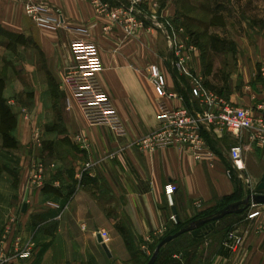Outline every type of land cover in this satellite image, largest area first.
I'll return each instance as SVG.
<instances>
[{
    "label": "crops",
    "instance_id": "crops-1",
    "mask_svg": "<svg viewBox=\"0 0 264 264\" xmlns=\"http://www.w3.org/2000/svg\"><path fill=\"white\" fill-rule=\"evenodd\" d=\"M94 1L46 0L62 17L54 29L25 13L26 3L42 0H0L1 106L9 112L5 133L0 117V244L11 256L17 242L32 247L28 258L14 257L9 264H136L132 253L144 250L140 240L166 232L172 206L182 219L184 213L210 210L220 199L236 202L245 198L236 180L245 189L264 175V143L249 131L204 129L213 160L196 159L185 146L135 144L160 127L164 98L151 76L154 64L176 108L204 109L192 94V80L199 77L205 88L262 114L264 0H99L109 8L104 12ZM122 3L132 6L140 22L131 35L110 17ZM74 38L87 41L127 137L91 125L74 100L65 82L74 66ZM183 42L195 50L179 68L176 52ZM239 145L242 169L230 154ZM39 162L45 166L42 185L32 177ZM168 183L177 187L173 204L165 194ZM246 217L229 224L244 233L242 248L256 255L254 264H264V230L256 231ZM100 230L109 233L112 257L98 240Z\"/></svg>",
    "mask_w": 264,
    "mask_h": 264
},
{
    "label": "built area",
    "instance_id": "built-area-1",
    "mask_svg": "<svg viewBox=\"0 0 264 264\" xmlns=\"http://www.w3.org/2000/svg\"><path fill=\"white\" fill-rule=\"evenodd\" d=\"M42 3L28 2L25 5V13L39 26L46 28H59L62 25L61 14L51 8L46 0ZM137 3L138 0H131ZM98 10L107 11L109 8L99 0L94 1ZM110 17L124 25L128 35L134 33L140 26L138 18L134 15V9L120 4V7L110 10ZM71 50L74 58V66L65 78L71 94L76 103L81 107L86 119L91 125L108 126L117 137H127L129 132L126 124L122 121L111 97L106 91L96 69L88 43L84 38H74L71 41ZM195 46H187L184 42L177 49L178 60L176 66L183 68L191 59ZM151 76L158 95L164 100L159 104L158 120L160 127L151 135L141 138L135 144L142 148L163 149L168 146H185L193 156L199 160H213L214 153L207 144L202 132L204 129L219 128L232 134L241 135L249 131L264 143V107L260 116L254 115L250 110L236 105L220 96L215 91L205 88L199 77L192 80V94L204 107L201 111L190 110L186 107H174L169 99L175 97L167 91V80L158 65L150 66ZM79 140L87 146V142L80 137ZM233 164L237 169H242L243 148L235 146L230 151ZM45 166L42 162L36 164L33 173V182L42 185L44 181ZM177 187L173 183L165 186V194L173 204V196ZM197 206L200 204L197 202ZM247 220L255 222L256 231L264 230V205H253L247 211ZM162 231L156 232L159 235ZM104 242L109 236L106 230H100ZM152 235L147 236L146 241H152ZM19 241V240H18ZM244 237L239 231L232 230L228 233L224 246L231 250L239 248ZM20 242V241H19ZM15 255L11 256L0 244V264H9L14 257L28 258L32 247L27 244L20 247L16 243ZM147 249V246H144Z\"/></svg>",
    "mask_w": 264,
    "mask_h": 264
},
{
    "label": "rangeland",
    "instance_id": "rangeland-1",
    "mask_svg": "<svg viewBox=\"0 0 264 264\" xmlns=\"http://www.w3.org/2000/svg\"><path fill=\"white\" fill-rule=\"evenodd\" d=\"M74 61V58H73ZM260 174H257L256 178L253 179V181H250V184H248L249 182H246L248 185L247 187L244 189L243 188V182H241L240 179L236 180L237 184H240V194L241 196L243 195L244 197H246L248 194L250 193H255L257 192V188L259 185V177ZM246 178L242 177V181L245 180ZM74 190H71L70 194H68V196L66 197V200H68V198L70 196H72V194ZM99 200H107L104 198H100ZM221 200H225V199H220V201L218 202V204L216 206H214L213 208H211L210 210L206 211V212H198V211H192L189 212L188 214L184 213L182 216V220L184 221L182 224L185 227H189L191 226L192 222L195 221L193 220L195 217H199L200 215L206 214V213H214L216 210L219 209L220 207V203ZM248 211V210H247ZM247 212L241 214V215H232L231 218H229L228 221H224L223 223H220L219 225V229L217 231V233L213 234L211 237H207L206 240L204 241V243L202 244L203 248H201L200 251L197 252V254L200 252L201 257H198V260H194V259H186L187 255H186V249H184V246L187 245V241H185L186 238H189V234H187L188 236H186L185 238H180L177 243L171 244L168 243L166 246H164L162 248V251H160L159 254V264H254L256 262V255H253L252 253L249 252L245 253L243 251V245H244V241L243 244L235 249V250H231L229 248H227L226 246H224V241L226 240V237L228 235V233L230 231H232L231 229L229 231L225 230V227L227 226V224H229L230 222H238L240 220H242L243 218H245ZM128 218V217H127ZM197 220V219H196ZM168 229L166 230V232L164 233L163 231L161 233H159V235L157 234H152V241H146L145 238H142L140 241V243H142V245L147 246V249L143 250L140 249L139 247V252L136 250L132 253V255L134 257H136L137 263L136 264H147L150 260V258L152 257L153 253L155 252L158 244L160 243V241L165 238L168 234H171L173 232H175L176 230H181L182 228H179L178 225L176 224L177 221H175V219H171L168 221ZM128 223V227L129 229H131V223L130 221L127 222ZM254 225V224H253ZM187 233H191V232H187ZM240 235L244 237V233L242 231H239ZM130 234V231H129ZM189 241V239H186ZM141 245V244H140ZM137 245H132L133 249H136ZM195 254V256L197 255Z\"/></svg>",
    "mask_w": 264,
    "mask_h": 264
},
{
    "label": "water",
    "instance_id": "water-1",
    "mask_svg": "<svg viewBox=\"0 0 264 264\" xmlns=\"http://www.w3.org/2000/svg\"><path fill=\"white\" fill-rule=\"evenodd\" d=\"M257 192L248 194L245 198L240 199L236 202L229 203L225 205L223 208L216 211L214 214L207 215L205 217H201L195 221L192 222L191 226L184 227L181 230L177 231L174 234L167 235L165 238L161 240V242L158 244L155 252L153 253L152 257L150 258L149 262L147 264H155L161 249L171 242L172 240L178 238L184 233L191 232L195 237L197 236H204L206 235L210 230H212L216 223L225 218L226 216L230 214H240L245 211H247L251 206L253 205H264V175L260 180V183L257 188ZM27 200H28V194H26L25 202L23 209L26 210L27 208ZM173 210V216L174 219L179 222L180 216L178 214V209L176 206H172ZM99 242L102 244L106 254L109 257H112V253L110 252V249L106 242H104L101 235L98 236Z\"/></svg>",
    "mask_w": 264,
    "mask_h": 264
},
{
    "label": "trees",
    "instance_id": "trees-1",
    "mask_svg": "<svg viewBox=\"0 0 264 264\" xmlns=\"http://www.w3.org/2000/svg\"><path fill=\"white\" fill-rule=\"evenodd\" d=\"M4 84H5V82H4V79L3 78H1L0 77V106H1V95H2V91H3V88H4ZM0 117H1V129H2V131H4V133L7 131V128L9 127V112L7 111V110H5L4 108H3V106H1V108H0ZM221 205H220V207H219V209H221V208H223L225 205H227L228 203H225L223 200H221V203H220ZM218 209V210H219ZM218 210H216V211H218ZM215 211V212H216ZM214 212V213H215ZM214 213H206V214H203V215H200L199 217H195L193 220H196V219H199V218H201V217H205V216H207V215H210V214H214ZM243 213H245V212H243ZM243 213H240V214H230V215H228V216H226L225 218H223V219H221V220H219L218 221V224L216 223V226L212 229V230H210L206 235H204V236H197V237H195L192 233H184V234H182L181 236H179L178 238H176V239H174V240H172L171 242H169V243H171V244H174V243H177V241L180 239V238H185L186 236H188L187 234H189V238H186V239H189V241L188 240H186L185 239V241H187V245L186 246H184V249H186V259H188V260H190V259H194V260H198V257L200 256L201 257V254H200V252L197 254V252L198 251H200L201 250V248H203L202 246V244L204 243V241L206 240V238L207 237H211L213 234H215V233H217V231H218V229H219V225H220V223L219 222H222V221H224L225 219H227V218H231L232 217V215H241V214H243ZM184 221L180 218V221L179 222H176V224L178 225V227L179 228H184L185 226H183V223ZM232 230L233 229V227L230 225V224H228L226 227H225V230H227V231H229V230ZM178 230H176L175 232H173V233H171V234H174V233H176ZM219 232V231H218ZM168 235H170V234H168ZM161 242V241H160ZM167 245V244H166ZM165 245V246H166ZM161 251H162V249H161ZM195 254H197L196 256H195ZM160 257V256H159ZM159 257L157 258V260H156V262H155V264H159Z\"/></svg>",
    "mask_w": 264,
    "mask_h": 264
}]
</instances>
